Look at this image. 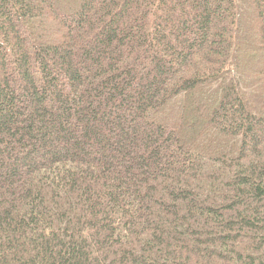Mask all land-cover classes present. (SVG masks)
Listing matches in <instances>:
<instances>
[{
	"label": "trees",
	"instance_id": "1",
	"mask_svg": "<svg viewBox=\"0 0 264 264\" xmlns=\"http://www.w3.org/2000/svg\"><path fill=\"white\" fill-rule=\"evenodd\" d=\"M256 50L264 0H0V264H264Z\"/></svg>",
	"mask_w": 264,
	"mask_h": 264
},
{
	"label": "rangeland",
	"instance_id": "2",
	"mask_svg": "<svg viewBox=\"0 0 264 264\" xmlns=\"http://www.w3.org/2000/svg\"><path fill=\"white\" fill-rule=\"evenodd\" d=\"M246 55L248 57L251 56L253 63H249L248 59L244 55V59H243L244 68H242L244 71L252 70V69L264 70V54L263 53H260V51L256 50L254 53L252 52Z\"/></svg>",
	"mask_w": 264,
	"mask_h": 264
}]
</instances>
